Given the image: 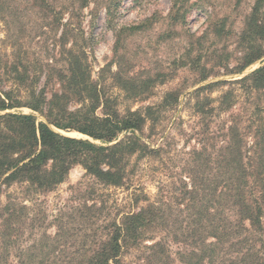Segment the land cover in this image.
Listing matches in <instances>:
<instances>
[{
    "label": "trees",
    "instance_id": "obj_1",
    "mask_svg": "<svg viewBox=\"0 0 264 264\" xmlns=\"http://www.w3.org/2000/svg\"><path fill=\"white\" fill-rule=\"evenodd\" d=\"M11 1L14 0H0V16L10 34L17 18ZM70 1L29 2L51 18L49 27L63 28L58 57L53 55L45 62L32 60L21 41L12 43V56L5 63L0 57V191L21 184L34 193H49L63 184L76 166L83 167L103 187L124 188L134 158L139 162L163 151V147L152 148L142 137L149 122L152 132H156L163 115L178 106L180 92H169L157 106L119 112L114 100L93 80L85 50L88 41L80 25L78 30L73 26L89 0H80L79 9ZM188 1L174 0L171 24L186 22L187 13L196 5L182 4ZM242 1L237 0L235 9ZM66 5L73 9L64 24ZM108 12L111 14L112 10ZM229 18L224 16L216 21L212 18L203 36L194 40L188 37L183 57L189 61L183 67L196 72V84L218 76L215 69L222 63L204 65L198 49L204 47L208 35L216 38L226 35ZM142 27L143 23L122 28L118 35L140 31ZM78 34L83 44L79 50L74 40ZM12 37L19 39L15 34ZM70 38L75 46L67 49ZM235 44L237 57L234 51L227 52L228 48L225 51V61L237 62L233 69H228V74L241 75L257 62L264 64V0H256L243 18V29ZM196 49L198 56L194 57ZM60 63H65V68L57 69ZM112 78L130 99L144 100L151 94L150 78L140 80L122 67ZM235 86H239L246 102L252 104L247 113L237 109L241 101ZM216 89H221V95L215 100L210 94ZM192 96L196 99L193 108L200 118L203 146L192 152L198 169L192 175V190L187 191L190 194L187 207L193 209L187 227L170 229L162 206L151 203L125 214L119 221L102 225L96 244L84 250L79 259L64 264H264V65L241 79L208 84ZM215 102L218 107L213 106ZM73 104L77 106L74 109ZM100 108L102 115L97 114ZM21 109L38 113L44 120L39 121L33 114L12 112ZM216 111L227 114L217 133L210 129ZM52 127L82 134L101 144L61 134ZM154 135L147 138L152 140ZM219 137L224 138L222 145L210 149ZM19 204L11 197L0 210V259L4 251L10 254L16 243L13 236L18 227L14 221L19 215ZM162 231L167 233L165 237H155ZM133 251L139 252L138 257L126 262L127 254ZM20 256L22 259L23 254Z\"/></svg>",
    "mask_w": 264,
    "mask_h": 264
},
{
    "label": "rangeland",
    "instance_id": "obj_2",
    "mask_svg": "<svg viewBox=\"0 0 264 264\" xmlns=\"http://www.w3.org/2000/svg\"><path fill=\"white\" fill-rule=\"evenodd\" d=\"M72 1L75 2V9H79L80 0H71L70 3ZM29 2L30 0L11 1L14 13L17 14L11 25V34L0 16L2 63L12 56V43L16 41H21L24 52L32 60L37 58L49 61L53 55L58 57L62 51L59 39L63 28L53 30L49 27L51 18L33 8ZM255 2L256 0H243L241 6L235 9L237 0H189L182 4L187 7L196 5L187 13L186 22L182 24L180 21L174 25L170 22L174 0H89L80 11V19L75 20L73 26L78 30L80 25L84 38L88 41L85 50L93 80L98 81L99 88H103L114 100L116 109L125 113L128 110L157 106L166 94L173 91L180 92L179 104L163 115L156 132H152L150 122L146 125L145 137L142 139L152 148L163 147V151L159 156H151L139 162L134 158L129 181L124 188L103 187L81 166L74 167L66 181L49 193H34L21 184H15L9 189L4 187L0 191V210L11 197L20 204L19 215L14 221L18 227L13 236L16 243L9 250L10 254L3 252L0 264H64L79 259V255L85 253L84 250L96 244L102 225L119 221L125 214L137 212L151 203L162 206L170 229L183 230L187 227L193 213V209L187 207V197L190 195L187 191L192 190V175L198 169L192 152L203 146V137L199 136L202 132L200 118L193 108L196 99L192 94L217 81L241 79L264 65L260 61L248 67L243 74L234 75L228 74V69L237 65L236 60L231 59L229 63L225 61L227 52H235V42L243 29V18L251 11ZM7 7L8 4L6 11ZM66 8L64 24L70 19L73 9L67 5ZM110 9L111 14L108 12ZM224 16L230 17L227 34L221 38L208 35L207 40L203 41L204 47L198 49L203 55L204 65H215L217 61L222 63L215 69L219 72L218 76H211L206 82L196 84V72L183 67V63L189 61L183 57L188 48V37H194V40L203 36L212 18L216 21ZM142 23L140 31H126L118 35L122 28ZM12 34L19 39H14L16 37H12ZM74 40L78 42V50L83 47L81 34ZM74 40L70 38L67 49L75 46ZM234 54L237 57L239 52ZM192 55L198 56L197 49ZM63 67L65 68V63H60L56 68ZM121 67L124 72L131 73L140 80L152 79L150 96L144 100L128 98L112 78ZM43 82L44 78L40 84ZM235 88L238 89L241 101L237 104V109L249 112L252 104L246 102L248 100L239 86ZM220 95L221 89L210 94L215 100ZM213 106L218 107V102L213 103ZM75 107L77 106L73 104L72 109ZM12 112L33 114L39 121L44 120L41 115L29 109ZM97 114L102 115L101 108ZM226 119L227 114L221 115L216 111L211 131L217 133ZM52 128L67 136L101 144L76 132L66 133ZM154 133L152 143L147 137ZM223 140V137H219L213 141L210 149L221 146ZM247 140L251 144V138ZM166 234L164 231L157 232L155 237H165ZM169 239L172 241L173 237ZM146 244L149 245L150 241ZM29 247L33 249L26 253ZM138 255L139 252H130L125 260L132 262Z\"/></svg>",
    "mask_w": 264,
    "mask_h": 264
},
{
    "label": "water",
    "instance_id": "obj_3",
    "mask_svg": "<svg viewBox=\"0 0 264 264\" xmlns=\"http://www.w3.org/2000/svg\"><path fill=\"white\" fill-rule=\"evenodd\" d=\"M58 132V131H57ZM60 133V132H59ZM62 134V133H61Z\"/></svg>",
    "mask_w": 264,
    "mask_h": 264
}]
</instances>
